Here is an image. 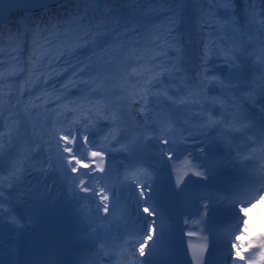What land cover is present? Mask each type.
I'll return each instance as SVG.
<instances>
[{"label": "snow or ice", "instance_id": "6c2138e0", "mask_svg": "<svg viewBox=\"0 0 264 264\" xmlns=\"http://www.w3.org/2000/svg\"><path fill=\"white\" fill-rule=\"evenodd\" d=\"M121 7L131 11L122 15ZM193 18L199 27L200 50L191 74L184 45L185 37L192 34L188 27ZM64 21L68 30L63 32L59 31L62 21L53 16L44 23L25 19L15 29L0 25V53L7 56L4 61L0 55V118H5L0 152L7 148L13 161L9 189L15 190L29 172L34 153L48 147L40 170L53 169L52 157L59 153L57 159L72 179L73 198L78 195L81 202H96L98 211L107 216L115 193L109 194L103 183L97 186L95 181L111 171L108 149L135 156L150 148L172 161L178 146L199 142L203 154L202 137L217 133L231 148L233 134L238 133L249 148L258 145L264 153V0H157L146 6L138 5V0H126L122 6L88 0L87 8L77 4ZM50 31L66 39L55 45L46 35ZM29 43L31 51L24 59ZM216 61L231 69L227 80L212 71ZM209 85H218L223 94L210 95ZM177 113H183L182 121ZM101 134L106 149L98 146L96 138ZM53 143L55 150L50 147ZM84 149L87 153L81 155ZM248 160V155L236 151V164L247 168ZM189 165L192 176L207 179L200 165L191 161ZM125 179L137 195L135 210L150 222L146 229H133L127 244L113 246L112 251L102 248L85 264H99L102 255L120 257L121 247L130 251L116 264L136 260L144 264L140 258L150 254L163 231L157 225L160 213L154 203L149 204L148 166L138 161ZM175 183L181 188L185 175H179ZM4 199L0 186V212L23 227L15 209L3 206ZM216 199L238 207L242 214L222 233L230 245L229 264H264V235L247 245L241 243L250 209L264 204V173L258 178L248 176L246 185L230 199ZM210 202L202 205L199 219L203 223ZM186 235L202 241L198 248L187 245L192 264H206L209 235H198L191 228ZM244 247L253 251L241 255Z\"/></svg>", "mask_w": 264, "mask_h": 264}, {"label": "bare ground", "instance_id": "6f19581e", "mask_svg": "<svg viewBox=\"0 0 264 264\" xmlns=\"http://www.w3.org/2000/svg\"><path fill=\"white\" fill-rule=\"evenodd\" d=\"M146 1H150V0H138V2L144 4L146 3ZM126 2V0H104V3H111L112 5H123L124 3ZM71 0H68L67 2H65L61 9H69L71 7ZM80 4L82 6H84L85 8H87V5H88V0H82L80 2ZM15 5V0H0V10H3V9H9V8H12V6ZM124 10L123 7H121V11ZM71 10H69L68 12H70ZM53 12L55 11H52L51 13L53 14ZM67 12V13H68ZM50 13V16H53V17H57L59 18L62 22L64 21V16H57V15H51ZM35 20H43V21H39L40 23H44V22H47L49 16L47 17L46 15H36L33 17ZM22 22V18L19 17V16H14L12 17V19L9 20V22L3 24L5 25V29H7V27H9L10 29H15L17 27V25ZM31 47L30 43L26 46V51ZM5 50H6V44L4 46ZM0 55H3V53H0ZM3 179V176L2 174L0 173V181Z\"/></svg>", "mask_w": 264, "mask_h": 264}, {"label": "clouds", "instance_id": "9594fccd", "mask_svg": "<svg viewBox=\"0 0 264 264\" xmlns=\"http://www.w3.org/2000/svg\"><path fill=\"white\" fill-rule=\"evenodd\" d=\"M259 208H260V211L264 213V205L259 206ZM245 222H246L247 229L249 227V223H252L257 228L264 229V218L256 217L254 214L249 215L248 213V215L245 218Z\"/></svg>", "mask_w": 264, "mask_h": 264}, {"label": "rangeland", "instance_id": "374dc122", "mask_svg": "<svg viewBox=\"0 0 264 264\" xmlns=\"http://www.w3.org/2000/svg\"><path fill=\"white\" fill-rule=\"evenodd\" d=\"M261 205H264V204L257 203V204H256V207H254V209H253V211L251 212V214H254L256 217H257L258 215H260L262 212L260 211L259 206H261Z\"/></svg>", "mask_w": 264, "mask_h": 264}, {"label": "trees", "instance_id": "16d2710c", "mask_svg": "<svg viewBox=\"0 0 264 264\" xmlns=\"http://www.w3.org/2000/svg\"><path fill=\"white\" fill-rule=\"evenodd\" d=\"M69 4L74 5V3H69Z\"/></svg>", "mask_w": 264, "mask_h": 264}]
</instances>
